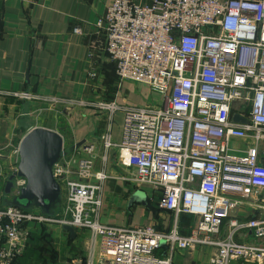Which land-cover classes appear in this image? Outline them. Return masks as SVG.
<instances>
[{
    "label": "built area",
    "instance_id": "1",
    "mask_svg": "<svg viewBox=\"0 0 264 264\" xmlns=\"http://www.w3.org/2000/svg\"><path fill=\"white\" fill-rule=\"evenodd\" d=\"M96 24L104 26L106 52L118 78L147 85L159 100L123 105L0 88V95L18 100L93 106L107 121L99 137L100 169L93 168L91 155L74 160L63 144L52 165L62 203L57 214L36 206L0 205V264H13L32 223L86 231L105 264H172L177 251L197 246L214 247L210 264L257 260L264 255V218L232 219L220 234L241 201L264 203L259 150L264 139V0H112ZM73 32L80 33V26ZM118 111L120 138L114 141L111 123ZM232 139L250 143L240 153ZM78 148L93 150L92 145ZM110 151L132 171L128 179L134 185L148 184L159 193L158 206L174 216L168 231L101 221ZM24 184L23 178H14L13 194ZM181 214L194 217L187 234L179 231ZM245 232L252 241L235 238ZM93 258L92 250L85 264H94Z\"/></svg>",
    "mask_w": 264,
    "mask_h": 264
},
{
    "label": "crops",
    "instance_id": "2",
    "mask_svg": "<svg viewBox=\"0 0 264 264\" xmlns=\"http://www.w3.org/2000/svg\"><path fill=\"white\" fill-rule=\"evenodd\" d=\"M111 1L0 0V88L9 91L25 89L40 94L56 95L67 100L109 99L123 105L157 102L159 95L151 91L147 85L134 83L135 93L144 95L141 100L135 98L138 95H131L126 91L131 86L129 82L121 84L113 79L115 62L106 52L104 26L99 27L96 24ZM130 1L146 4L151 0ZM77 25L80 26V33L73 32V27ZM121 122L122 111H118L111 123V136L114 141L120 138ZM106 124L104 114L93 106H78L66 102L50 105L0 95V205L9 203L12 197V192L10 195L4 192L6 175L17 165L19 158L14 154V149L18 147L27 130L34 126L52 129L60 133L64 145L68 142V148L74 146L73 148L76 147L77 150L79 145H92L94 150L99 151V137ZM230 143L232 147L239 143L246 148L250 140L232 139ZM259 150L260 160L264 163V139L259 143ZM67 151L70 152L69 149ZM113 154L114 151H110L111 162L114 159ZM98 157L94 163L95 169L101 168L99 162L101 150ZM73 159L75 160L74 156ZM126 171L130 172L131 176L132 171L130 169ZM126 171L108 165L105 167L107 178L103 183L101 221L130 227L155 223L156 231H168L174 223L172 212L158 207L156 212L151 210V198L156 191L150 190L151 186L148 184H138L136 188H132L134 183L128 182L127 175H120L122 172L127 174ZM137 190L143 192L146 203L132 201ZM249 218H264V203L259 204L250 199L241 201L225 219V221L228 219V225L225 230L221 229L220 235L225 234L230 220L245 221ZM191 226L192 224L184 229L180 225V233L187 234ZM57 229L65 233L62 237L66 236L71 241L83 245V263L75 257L72 264H85L92 250L93 263L105 264L104 259V262H100L98 248L93 249L86 231L80 235L78 230H74V237H70L69 232L58 224L48 227L34 223L28 225L25 239L19 242L18 255L26 253V249L31 246L30 236L55 234ZM235 238L243 241L253 240L247 232L240 233ZM34 243H39V240H34ZM260 243L264 245V240ZM213 252L214 247L211 246L180 250L176 252L172 264H210L209 258ZM29 258L31 261L32 257ZM231 264H264V255L257 260L237 259Z\"/></svg>",
    "mask_w": 264,
    "mask_h": 264
},
{
    "label": "water",
    "instance_id": "3",
    "mask_svg": "<svg viewBox=\"0 0 264 264\" xmlns=\"http://www.w3.org/2000/svg\"><path fill=\"white\" fill-rule=\"evenodd\" d=\"M233 119L242 121L238 115ZM63 144V137L52 129L34 126L24 133L17 147L16 170L7 176L4 184V192L10 195L14 178L25 180L18 194L12 195V204L23 208L36 206L46 213L53 207L59 199L60 188L52 174V165L60 157ZM132 201L146 203L143 192L135 191ZM63 228L74 237L73 227L63 225Z\"/></svg>",
    "mask_w": 264,
    "mask_h": 264
},
{
    "label": "rangeland",
    "instance_id": "4",
    "mask_svg": "<svg viewBox=\"0 0 264 264\" xmlns=\"http://www.w3.org/2000/svg\"><path fill=\"white\" fill-rule=\"evenodd\" d=\"M113 75L115 77V78H113L115 81L117 80L121 84L124 82H127V83L129 82L131 84V86L126 89V91L129 94L138 95L135 98H140L141 100L143 99V96H144L143 93H138V92L135 93L136 87H135L134 83H136V82H132L130 80H122V79L120 80L119 79L120 77L118 78L116 72ZM138 90H140V88H138ZM155 95L158 96L157 94H155ZM260 143H261V141H260ZM238 145H239V143H237L236 146H238ZM65 146H66L65 148L69 149L71 155H73L75 158L82 156V155H91L94 159V163H95L96 158L99 159L98 156H99V152H100L101 148L99 149V151H96L93 148V150L91 152H85V151L81 150L80 148L75 150V148H73L74 146L72 147L73 150L71 147L68 148V146H69L68 142L67 143L65 142ZM238 148H240L242 152H244V150H245V147L241 144L239 145ZM113 156H114L113 162H111V159L109 160V158H108V162H107L106 166L108 165L109 167L112 166V167L118 168L120 170L126 171V169H128V168L121 165V163L119 162L115 153L113 154ZM99 162H101V160H99ZM93 168L95 169L94 165H93ZM129 173L130 172H127V174H125L122 172V174H120V175H127V179H128L130 177ZM128 182H131V181L128 179ZM123 184L125 186H127V184L125 182H123ZM123 184H121L122 187H124ZM135 186L136 185H133L132 188H136ZM150 190H152V186L150 187ZM11 192L13 195L12 189H11ZM151 199H152V202L150 203L151 210L156 211L157 210L156 206L158 205V203L160 201L159 193L156 192V194H154ZM60 205L62 206V203H60ZM103 215L104 214H102V216ZM227 223H228V219L223 223L222 230H225V228L228 225ZM190 224H193V221H192V223H190L188 221H184V222H182V228L187 229V227ZM151 226L156 231L155 223H154V225H151ZM78 231H79L80 235H82L84 233L83 230H78ZM62 234L65 235L64 232H62L60 229H57V233H55V234L50 233V235L46 234L45 237L40 238L39 244L41 245V248L43 249L42 255L45 257V259L40 258V261H38L34 258H31L32 260L30 261V259H29L26 264H72L73 259L75 257L83 263V260H84V249L82 248L83 245L78 244V242L71 241L66 236L62 237ZM81 243H83V242H81ZM49 246H50L51 250H54L56 252L52 259H50V253L47 251V250H49ZM43 260H46V261H43Z\"/></svg>",
    "mask_w": 264,
    "mask_h": 264
},
{
    "label": "trees",
    "instance_id": "5",
    "mask_svg": "<svg viewBox=\"0 0 264 264\" xmlns=\"http://www.w3.org/2000/svg\"><path fill=\"white\" fill-rule=\"evenodd\" d=\"M11 199H12V197H10L9 203H12ZM60 203H61V200L59 198L58 201H56V203L53 205V207L47 213L46 212H44V213L48 214V215L57 214L60 211V207H61ZM156 207H158V209L160 208L158 205ZM184 221H188V222L192 223L193 217L189 214L179 215V217H178L179 228H180V225L182 226V222H184ZM45 235L46 234L43 233L38 237H35L33 235L30 236L29 242L31 243V246H29L26 249V253H22L20 256L18 255V257H16V259L13 261V264H25L26 261L30 259L29 257H32L38 261H40V258L45 259V257L42 255L43 249L41 248V245L39 243H34V240H39L40 238L45 237ZM47 251L50 253V259H52L56 252L54 250H51L50 246H49V250H47ZM23 260H25V263H23ZM43 261H46V260H43Z\"/></svg>",
    "mask_w": 264,
    "mask_h": 264
}]
</instances>
